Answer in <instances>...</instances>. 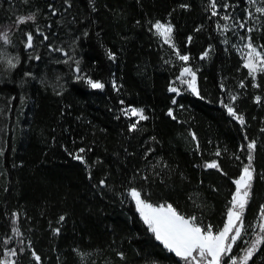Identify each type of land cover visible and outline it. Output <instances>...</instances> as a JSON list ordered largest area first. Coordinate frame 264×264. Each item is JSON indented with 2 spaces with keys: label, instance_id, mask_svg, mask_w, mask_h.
Wrapping results in <instances>:
<instances>
[{
  "label": "trees",
  "instance_id": "1",
  "mask_svg": "<svg viewBox=\"0 0 264 264\" xmlns=\"http://www.w3.org/2000/svg\"><path fill=\"white\" fill-rule=\"evenodd\" d=\"M216 2L212 16L210 0H0V22L11 12L35 16L25 27L33 47L23 46L11 79L0 83L12 110L0 156V259L11 238L17 264H37L32 252L40 264H183L149 231L128 190L221 228L240 173L235 156L246 162L240 148L252 140L256 179L245 221L256 222L264 205V74L253 87L240 47L247 36L264 46V24L247 32L248 0ZM229 14V21L220 18ZM157 21L173 26L186 64H173L152 27ZM218 23L230 30L222 33ZM209 51L211 58L201 59ZM77 61L79 75L100 81L102 90L76 79ZM198 64L199 96L177 79L182 66ZM56 76L63 84L49 81ZM173 84L180 95L169 91ZM225 104L243 115L244 126ZM131 108L148 117L136 131L129 126L138 118L125 111ZM213 160L227 175L204 167ZM244 247L240 242L234 252ZM249 264H264V245Z\"/></svg>",
  "mask_w": 264,
  "mask_h": 264
},
{
  "label": "snow or ice",
  "instance_id": "2",
  "mask_svg": "<svg viewBox=\"0 0 264 264\" xmlns=\"http://www.w3.org/2000/svg\"><path fill=\"white\" fill-rule=\"evenodd\" d=\"M248 3L255 6L257 0H248ZM228 7V4L223 5L225 10H227ZM209 8L212 10V16L218 15V5L216 0H210ZM255 12L264 15V0H260V6L255 7ZM248 16L249 18L252 16L250 11L248 12ZM220 18L224 21L232 19L230 14L223 15ZM34 20V15H28L26 17L20 16L17 18L16 23L17 25H23L29 21L34 22ZM152 27L155 29V34L163 38L164 43L173 48L177 58L186 64L190 58L188 55L181 54L176 48L173 39V26L170 23L157 21ZM239 27L243 29L245 28V24L239 23ZM217 28L220 29L222 33L230 30V26L227 23L224 25L218 23ZM252 31V28H247L248 33H251ZM40 35H43V33H40ZM26 36V48H32L34 39L33 34L27 32ZM47 38V36H44V39ZM241 39L247 41L241 49V59L243 61L242 67L248 70V75L254 82L253 87H258L259 85L255 83L257 76L259 74H264V46H261L258 50L250 36L241 37ZM189 40H191V37H189ZM0 41H3L4 44L11 43L8 37V32L0 33ZM0 55L3 54L0 53ZM207 56L208 52H205L201 56V59H204ZM109 57L111 59L115 58L110 52ZM35 58L39 59L38 56ZM0 63L6 64L7 68L12 70L19 65L20 58L19 56L5 58L0 60ZM74 71L77 73L76 79L85 80L90 88L102 90L105 87L100 81H94L91 78L79 75L80 67L78 61L76 62V68ZM26 75L30 74L26 73ZM185 77L190 78L185 79ZM177 79L181 85L186 84L188 90L194 95L199 96L196 72L190 67H182ZM240 86L244 87V84L241 83ZM113 87H115V84H113ZM169 91L180 95V89L176 86L169 87ZM230 98L233 102L237 99L234 95ZM255 99L257 103H260L259 96ZM175 103L176 100L174 99L173 104ZM224 107H226L229 116L237 120L241 126H244L245 119L243 115L238 114L231 104H225ZM125 111L126 113L138 117V120L129 126L132 131L137 130L136 125L140 120L148 119V117L144 115L142 109L131 108L126 109ZM168 115L172 116L171 110H169ZM261 131L264 132V128H262ZM193 139H195V136H193ZM245 139H247V137H245ZM245 147L247 153L246 162L242 160L239 155L235 156V159L240 161V173L238 177L232 179V184L235 186V189L228 202L226 219L221 228H216L214 230L213 225H205L203 221L199 220L195 215L186 216L182 214L171 203H151L146 197L142 196V192L135 187L128 190V196L134 201L136 211L139 213L143 222L147 225L149 231L154 234L155 239L159 241L165 249L174 253L183 264H249V261L252 260L254 254L260 250V246L264 245V205H261L255 223H246L245 221V212L252 196L253 184L256 179L253 161L255 158L254 153L257 148V143L255 140H252L248 142L246 146L241 145L240 151H245ZM197 148H199V145H197ZM84 151L83 148L79 150L80 153H83ZM2 154L3 153L0 152V155ZM215 155L220 156L221 152L217 150ZM75 158L84 163L83 156L77 154ZM204 167L207 169H216L217 171H220L222 175H227L223 172L218 161L213 160L206 162ZM262 178H264V176H262ZM145 179H147V177H145ZM15 215L16 214H14V216ZM63 219L64 217L61 216L60 220L63 221ZM13 223L16 224V220H13ZM249 229H251L254 236V239L250 241L245 239L248 235ZM12 231L15 236L22 235L18 227H14ZM54 232L58 234L59 229H55ZM10 242L11 238L3 241L5 245ZM240 242L246 244L247 247L240 249L242 255H237L234 252V248H236ZM22 251L23 250L21 249V252ZM3 255L4 258L0 259V264H17L16 260L11 259L18 255L16 248L6 249ZM119 255L121 256V259H123V254L120 253ZM32 256L37 261V264H40V256L35 252H32Z\"/></svg>",
  "mask_w": 264,
  "mask_h": 264
},
{
  "label": "rangeland",
  "instance_id": "3",
  "mask_svg": "<svg viewBox=\"0 0 264 264\" xmlns=\"http://www.w3.org/2000/svg\"><path fill=\"white\" fill-rule=\"evenodd\" d=\"M256 6H260V0H257V4L255 6L250 5V12L252 13V16L250 18L249 28H253V29L257 28L258 26H260L262 24H264V15H260L259 13L255 12V7ZM20 16H25L26 17L28 15L27 14H21V15L15 14L14 15L11 12L7 19H5V20L0 22V33L8 32V37H9V40L11 41L10 44H4L3 41H0V53L3 54V55H0V60H3L5 58L19 56L20 61H21L20 50L23 48V46L26 47L25 27L31 21H29L28 23L23 24V25H17L16 21H17V18L20 17ZM159 38L164 43L163 38H161V37H159ZM246 42L247 41H245L242 44V46L240 47V51H241V49L243 48V45ZM166 46L170 50L171 61L173 62V64H176V62H178L180 60L175 55V52H174L173 48L170 47L168 44H166ZM256 46H257V48L259 50L260 46H258V45H256ZM210 58H211V52L209 51L208 52V56L205 57L204 59L205 60H209ZM182 67H187V66H182ZM199 67H200L199 64L196 65L195 70H193V71H195L197 73V71L199 70ZM13 70L14 69L9 70L7 68L6 64L0 63V83L9 82V80L11 79V74L13 73ZM27 77L28 78L29 77L32 78V74L28 75ZM189 78L190 77H185V79H189ZM49 81L53 85H57V84H60V83L63 82V78H61L60 76H58V77L56 76V77L49 78ZM172 86H176L177 87V85H175V84H173ZM4 100H5V97H1L0 96V152H2V153L8 148L9 130H12V126L9 127L10 126V117H11V114H12V110H11V107L8 108L7 106H4ZM130 116L138 118L135 115H131L130 114ZM1 179H2V171H1V166H0V180ZM250 235H253V234H250ZM250 235L247 236V237H250ZM253 239H254V237H253ZM15 245H16L15 241L13 239H11V242L5 246L4 251L6 249L15 248L16 247ZM241 255H242V253H241ZM32 258L34 259L33 256H32ZM11 259L15 260V257H12Z\"/></svg>",
  "mask_w": 264,
  "mask_h": 264
}]
</instances>
